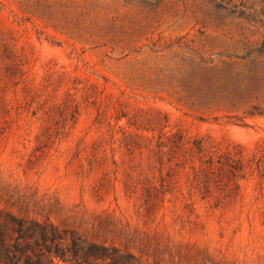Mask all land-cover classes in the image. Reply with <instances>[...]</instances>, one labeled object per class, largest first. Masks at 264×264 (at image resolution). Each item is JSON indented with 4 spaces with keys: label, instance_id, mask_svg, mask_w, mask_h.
I'll list each match as a JSON object with an SVG mask.
<instances>
[{
    "label": "rangeland",
    "instance_id": "rangeland-1",
    "mask_svg": "<svg viewBox=\"0 0 264 264\" xmlns=\"http://www.w3.org/2000/svg\"><path fill=\"white\" fill-rule=\"evenodd\" d=\"M197 51L264 113V0H0V264H264V114L180 101Z\"/></svg>",
    "mask_w": 264,
    "mask_h": 264
},
{
    "label": "trees",
    "instance_id": "trees-1",
    "mask_svg": "<svg viewBox=\"0 0 264 264\" xmlns=\"http://www.w3.org/2000/svg\"><path fill=\"white\" fill-rule=\"evenodd\" d=\"M194 52V51H193ZM183 57L182 67L193 72L196 80L205 75L208 82V90L204 94L192 92L179 100L190 107H201L208 109H225L228 111L244 110L246 116L254 117L257 114L246 108L251 104L253 97L247 93L248 81L252 78L249 73L247 77L241 61L230 57V60L216 61L212 56L203 58L198 51ZM244 59V58H243Z\"/></svg>",
    "mask_w": 264,
    "mask_h": 264
}]
</instances>
